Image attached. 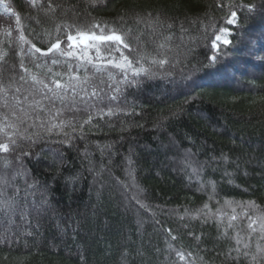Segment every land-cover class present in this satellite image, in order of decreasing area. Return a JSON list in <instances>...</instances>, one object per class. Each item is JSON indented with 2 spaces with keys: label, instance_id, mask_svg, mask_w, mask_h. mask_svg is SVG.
<instances>
[{
  "label": "trees",
  "instance_id": "trees-1",
  "mask_svg": "<svg viewBox=\"0 0 264 264\" xmlns=\"http://www.w3.org/2000/svg\"><path fill=\"white\" fill-rule=\"evenodd\" d=\"M253 3L259 0H103L95 7L89 0L0 3V68L8 70L6 80L13 65L25 75L22 60L42 78L51 75L49 69L65 79L69 73L87 74L105 89L99 108L112 109L102 119L94 115L83 138L73 133L70 143H61L64 137L54 129L34 144L19 140L0 152V178L7 181L0 187L12 195L18 186L23 197L25 176L15 175L23 169L29 183L38 181L34 199H44L43 193L51 204L39 217L33 211L31 223L16 216L12 224H0V235L8 229L12 240H0V264H201V257L203 264H264V253H257L264 239L258 231L251 239L247 235V217L264 214V19L233 7L236 23L225 22L228 5ZM121 16L137 49L122 51L130 59L145 57L143 66L155 75L140 77L138 86L120 85L115 100L107 98L113 94L108 85L115 87L122 73L107 65L111 55L103 45L100 58L96 53L93 59L104 65L99 72L93 64L76 72L81 62L58 50L41 56L32 49L46 52L60 38L61 49L68 50L61 35L65 25L87 29L98 20L120 28ZM137 16L145 19L137 23ZM220 28L231 33V43L217 44L214 62L212 44ZM79 116L87 118L84 112ZM0 142H7L2 134ZM23 152L29 155L18 162ZM249 201L256 207L248 208ZM205 204L216 214L206 223L204 217L184 216ZM233 214L237 219L230 221ZM229 222L233 227L224 235ZM237 232L249 244L241 245L249 255L227 259Z\"/></svg>",
  "mask_w": 264,
  "mask_h": 264
},
{
  "label": "snow or ice",
  "instance_id": "snow-or-ice-1",
  "mask_svg": "<svg viewBox=\"0 0 264 264\" xmlns=\"http://www.w3.org/2000/svg\"><path fill=\"white\" fill-rule=\"evenodd\" d=\"M103 0H89L91 6L95 7L97 3H102ZM3 3V0H0ZM33 6H36L37 0H32ZM220 6V5H218ZM233 7L244 9L247 8L248 12L251 14L255 12L262 19H264V0H259V3H253L251 5H228L230 15L226 16L225 22L229 25H234L237 20V12L232 10ZM49 10L52 9L51 3L48 5ZM5 10L7 6H5ZM14 14V13H13ZM19 16H17V22H19ZM145 18L136 17V22L140 23ZM153 21H149L152 23ZM121 27H115V24H109L108 22H101L98 20H93L90 27L84 29L78 25H65L66 32L61 35H66L67 39V49H61L60 45L62 43L60 38H57L56 43H52L47 51H42L39 47L32 45L34 53H40L41 56H47L49 53H53L54 50H58L56 53L61 57H74L81 63L76 65L75 71L79 72L82 67L86 68V65L93 64V58L88 56L89 49H95L97 53V59L100 58L101 46H104V51L111 55V59H108L107 63L111 64L113 67L119 69L122 73V79H120L116 86L113 87L111 84L108 85V89L113 93L107 98L110 100H115L116 95L121 91L120 85L126 87L138 86L141 81L140 77L145 76L152 78L155 73L151 71L150 68L143 66L142 61L145 59L143 56H137L132 59L125 55L122 48L129 49L130 52H136L137 49L132 46L128 37L131 32L129 28L127 31L124 30V25L126 23L123 16L120 17ZM59 25L57 30L59 31ZM73 28L75 31L73 32ZM99 30L97 32L96 30ZM219 33L215 37V42L212 44V48L215 54L211 59L215 62L219 56V51L217 50V42H222L224 45L231 43L227 39L228 35L231 33L227 28H220ZM20 39L23 41L24 37L21 36ZM139 40V37H137ZM27 42V41H25ZM160 47H164L163 44ZM77 49L79 51H77ZM119 53V58L112 53ZM31 53H26L30 55ZM3 57H0L2 60ZM166 61L160 59L156 61L152 59L151 63H159L163 65ZM52 63L58 64L60 61L53 59ZM135 65H140V67H135ZM40 65L37 64V67ZM71 68L72 66L69 65ZM96 71L99 72L101 68L93 64ZM20 69L25 75H20L15 72V66L11 68V75L5 79L6 69L0 68V134L6 138L7 142H0V152H8L10 147L13 149L18 146L19 140L30 141L32 144L36 143L38 139L42 138L41 133L52 134L53 130H56L57 135H63L64 139L60 141L61 143H70L74 138L73 133L79 132L81 138L85 133V125L91 124L94 119V115H99L102 119L104 115H111L112 109L105 113L103 109L99 108V104L103 102L105 96L102 93L105 92L103 87L93 84L89 75L85 74L82 78L75 73H69L67 78L61 76L60 73L52 72L49 69L51 75L46 76V78L40 77L38 74H33L24 64L22 60L20 63ZM60 77V79H57ZM110 80L114 79L111 73H109ZM29 81L31 84L29 85ZM103 84V81H101ZM25 85H29L25 87ZM59 105V106H57ZM84 112L87 114V118L84 119L79 116V113ZM41 113L43 115H41ZM66 113H73L74 115L66 116ZM65 129H70V131H65ZM29 155L28 152H23L17 155V161H21L22 156ZM54 155H62V153H56ZM131 162V161H130ZM5 167L10 163L5 161ZM197 169L193 168V173H196ZM15 175L25 176V184L27 185L24 190V196H20L21 189L17 186L15 192L12 195H8L3 187H0V224H12L13 217L18 216L22 221L31 223L28 217L34 211L39 217L44 214L47 210L51 209V204L44 195V199L37 202L35 197V192L38 181L33 179L31 183L27 180L26 170H21L15 173ZM15 175L13 178H15ZM0 185H7V181L0 178ZM214 187V186H213ZM29 197L33 199L29 200ZM211 198V197H210ZM24 201L23 206L20 205V200ZM138 203H140L138 201ZM226 204H231L230 201H226ZM248 208H255L254 202H246ZM141 207H147L141 203ZM207 210V211H205ZM220 210L217 209V213ZM235 213V209H233ZM216 215L212 213L208 205L205 204L203 209L197 210L194 213L185 211L184 216H191L192 219L199 217H204L203 222H207L212 216ZM184 216L180 219L183 220ZM249 220L248 228L251 231L247 234L248 238L251 239L252 234L255 232L260 233V238L264 239V214L257 215L255 218L252 216L247 217ZM237 217L233 214L230 217L231 220H236ZM253 225H256L255 227ZM36 227H39V221L37 220ZM231 222L228 223L227 227L224 229V235H227L229 228H232ZM30 234V233H29ZM171 235V230H169ZM175 240L176 237L172 236ZM199 240V237H195ZM235 240L236 247L229 248L227 259L239 260L240 256L243 255L247 257L249 253L241 249H248L249 244L244 241V237L240 235L239 232L232 238ZM0 240L4 243H11V237L8 235V229H5L4 233L0 235ZM235 251L237 255L232 257L231 253ZM257 253H264V248L257 246ZM179 258L184 260V255L178 253ZM191 255V253H189ZM256 256H252V260H256ZM201 264H203V257L200 258ZM191 264H196L192 261Z\"/></svg>",
  "mask_w": 264,
  "mask_h": 264
},
{
  "label": "rangeland",
  "instance_id": "rangeland-1",
  "mask_svg": "<svg viewBox=\"0 0 264 264\" xmlns=\"http://www.w3.org/2000/svg\"><path fill=\"white\" fill-rule=\"evenodd\" d=\"M217 44H223L222 42H217ZM77 51H79L77 49ZM88 56L92 57L93 59L96 57V50L95 49H89L88 50ZM74 58V57H73ZM95 62V61H94ZM95 65L97 64V66H104V65H100L101 63H94ZM109 66H112L111 64H107ZM43 215V214H42Z\"/></svg>",
  "mask_w": 264,
  "mask_h": 264
}]
</instances>
